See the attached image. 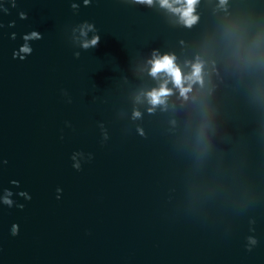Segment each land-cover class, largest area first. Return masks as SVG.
<instances>
[{
  "label": "water",
  "instance_id": "water-1",
  "mask_svg": "<svg viewBox=\"0 0 264 264\" xmlns=\"http://www.w3.org/2000/svg\"><path fill=\"white\" fill-rule=\"evenodd\" d=\"M194 14L0 0V264H264V0Z\"/></svg>",
  "mask_w": 264,
  "mask_h": 264
},
{
  "label": "clouds",
  "instance_id": "clouds-1",
  "mask_svg": "<svg viewBox=\"0 0 264 264\" xmlns=\"http://www.w3.org/2000/svg\"><path fill=\"white\" fill-rule=\"evenodd\" d=\"M140 3H146L151 5L153 0H138ZM87 3V0H85ZM198 3V0H159V4L163 7H166L173 11L174 13L179 14L180 22L186 26L192 25L197 19L198 16L194 14L195 5ZM221 5L225 3V0H220ZM33 35H37L35 32ZM99 40V37H93L91 40H86L83 42L84 47L90 45H95ZM25 52L31 51V49L25 47ZM176 58L174 54L165 53L163 55L157 54L154 52L153 58L149 61L151 64L150 72L153 76H156L158 73L164 74L165 78L161 81L157 88H154L146 93L148 102L152 105L164 104L166 96L170 94L173 89L169 88L167 85L169 82L173 85L175 89L178 90L181 97L186 98V94L192 90L193 84H203V65L204 62L197 58L195 61L191 62L190 71L183 72L181 67L175 62ZM187 63V62H186ZM150 111L152 109H149ZM139 115V113H135ZM74 167L79 170V166L75 165ZM61 189L57 188V198L59 199V193ZM5 203L11 205V201L6 199ZM16 226H13V232L15 233Z\"/></svg>",
  "mask_w": 264,
  "mask_h": 264
}]
</instances>
